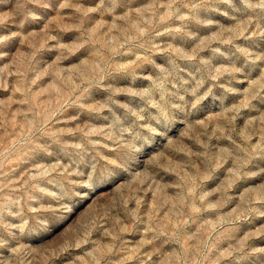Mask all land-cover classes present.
Masks as SVG:
<instances>
[{
  "label": "clouds",
  "instance_id": "1",
  "mask_svg": "<svg viewBox=\"0 0 264 264\" xmlns=\"http://www.w3.org/2000/svg\"><path fill=\"white\" fill-rule=\"evenodd\" d=\"M0 264H264V0H0Z\"/></svg>",
  "mask_w": 264,
  "mask_h": 264
}]
</instances>
